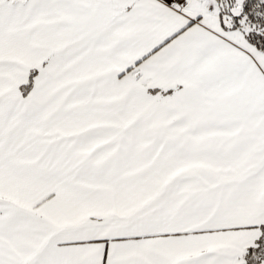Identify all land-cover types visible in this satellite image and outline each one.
Returning a JSON list of instances; mask_svg holds the SVG:
<instances>
[{"label":"snow or ice","instance_id":"snow-or-ice-1","mask_svg":"<svg viewBox=\"0 0 264 264\" xmlns=\"http://www.w3.org/2000/svg\"><path fill=\"white\" fill-rule=\"evenodd\" d=\"M0 264H264V0H0Z\"/></svg>","mask_w":264,"mask_h":264}]
</instances>
